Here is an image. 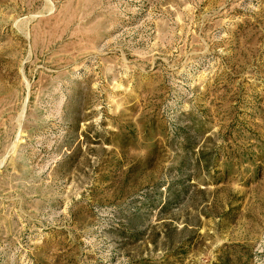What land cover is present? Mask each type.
I'll return each instance as SVG.
<instances>
[{
  "label": "rangeland",
  "instance_id": "374dc122",
  "mask_svg": "<svg viewBox=\"0 0 264 264\" xmlns=\"http://www.w3.org/2000/svg\"><path fill=\"white\" fill-rule=\"evenodd\" d=\"M0 264H264V0H0Z\"/></svg>",
  "mask_w": 264,
  "mask_h": 264
}]
</instances>
